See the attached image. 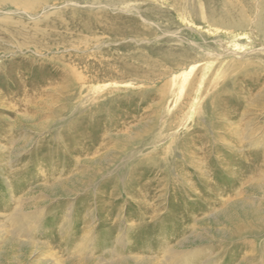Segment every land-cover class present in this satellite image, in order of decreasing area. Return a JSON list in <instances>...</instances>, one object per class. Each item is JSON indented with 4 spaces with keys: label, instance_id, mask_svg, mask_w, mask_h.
<instances>
[{
    "label": "rangeland",
    "instance_id": "1",
    "mask_svg": "<svg viewBox=\"0 0 264 264\" xmlns=\"http://www.w3.org/2000/svg\"><path fill=\"white\" fill-rule=\"evenodd\" d=\"M0 264H264V0H0Z\"/></svg>",
    "mask_w": 264,
    "mask_h": 264
}]
</instances>
